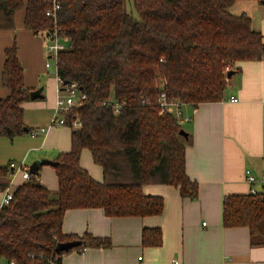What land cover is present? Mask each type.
Instances as JSON below:
<instances>
[{
    "label": "trees",
    "instance_id": "16d2710c",
    "mask_svg": "<svg viewBox=\"0 0 264 264\" xmlns=\"http://www.w3.org/2000/svg\"><path fill=\"white\" fill-rule=\"evenodd\" d=\"M238 0H0V29L23 24L45 38L58 32L65 47L57 71L64 81L78 83L86 98L67 115L71 148L61 152L55 167L59 186L53 190L40 172L13 187V198L0 207V257L17 264H60L66 252L56 243L82 240L75 247H107L109 237L91 232L67 234L65 213L74 208H101L108 216L160 215L165 200L144 191L149 184L179 188L196 198L199 183L186 171L191 135L181 115L162 112L160 96L194 108L226 98L228 72L242 61L264 58V35L247 13L234 14ZM264 3V0H261ZM59 4L55 17L47 10ZM7 91L0 98V139L25 133L24 104L33 88L16 40L5 48L1 72ZM110 102V103H108ZM121 105L114 111L115 104ZM74 119L81 126L74 127ZM88 149L102 167L95 179L81 164ZM10 163L0 164L1 194L10 186ZM225 227L246 226L251 244L264 245V191L228 194L223 204ZM163 241L159 227L143 230L144 245ZM74 249V248H73ZM70 249L69 251H71Z\"/></svg>",
    "mask_w": 264,
    "mask_h": 264
},
{
    "label": "crops",
    "instance_id": "0c3cea01",
    "mask_svg": "<svg viewBox=\"0 0 264 264\" xmlns=\"http://www.w3.org/2000/svg\"><path fill=\"white\" fill-rule=\"evenodd\" d=\"M255 28L264 35V21ZM15 40L28 87L38 88L41 76L48 71L43 65L45 37L26 28L23 19L16 15L14 28L0 29V98L7 94L1 81L5 48ZM238 66L240 70L228 78L230 89L227 87L224 100L201 103L196 108L184 104L180 110L184 129L191 135L186 171L199 183L197 197H183L174 185L149 184L144 186L146 194L164 197L160 215L116 217L108 216L101 208L69 209L63 221L64 233L91 232L109 237L111 245L74 248L61 255L60 264H264V245L251 244L248 227L223 224V204L228 194H245L253 188L264 191V58L242 61ZM54 83L56 93L58 82ZM50 89L52 94L51 86ZM46 90L43 87L45 99ZM233 97L237 101H231ZM35 103L31 99L24 107ZM41 106L50 110L55 107L52 101ZM186 117L190 119L185 120ZM25 123L30 127L26 120ZM60 128L37 135L43 136L39 157L56 160L61 152L70 150L71 129ZM46 147L49 148L44 151ZM12 161L15 160H9ZM81 164L95 179L103 178L102 167L94 162L88 149L82 151ZM248 169L257 178L254 184L247 180ZM39 172L44 185L58 189L53 165H43ZM12 180L15 186L25 178L22 172H16ZM146 227L161 229V245H144Z\"/></svg>",
    "mask_w": 264,
    "mask_h": 264
},
{
    "label": "rangeland",
    "instance_id": "374dc122",
    "mask_svg": "<svg viewBox=\"0 0 264 264\" xmlns=\"http://www.w3.org/2000/svg\"><path fill=\"white\" fill-rule=\"evenodd\" d=\"M128 8L132 10V13L136 16H138V13L136 12L134 6L131 5L130 0H128ZM230 11L234 14H241V13H247L250 15L254 20V26L259 27V23L264 21V3L261 0H238L231 8ZM24 7L20 8L17 12V15L20 18H24ZM45 45V55L43 58V65L48 60L51 64V68H49V73H45L41 76L40 79V87H47L46 90V99L45 98H38L36 99V102L32 107H27L25 109V120L30 125V127L33 128H40L42 126H48L51 123V119L55 113L54 110H50L49 108H46L43 105L45 102L49 105L52 101V104L56 106V100H57V87H56V93H55V80L56 79V60L55 58H49L47 52H46V43ZM52 88V94L51 89ZM230 89V86H228V90ZM45 99V100H44ZM55 108V107H54ZM171 110L175 112L173 108L170 107ZM190 118H188L189 120ZM69 128L67 125H61L55 128ZM52 128V129H53ZM60 128V129H62ZM51 129V130H52ZM50 130V131H51ZM43 136H37L32 137L29 131H26L25 133L21 135L15 136L13 139H10L9 137H2L0 139V163H8L10 159L15 160L16 162H24L27 166H30L36 159L39 157L42 153V150L40 148V143L42 141ZM52 144H49L48 146H51ZM32 147V148H30ZM30 148L29 150H27ZM43 148V147H41ZM49 147H46L44 151H47ZM84 154H87L89 157V160H91V157L89 155L88 151H84ZM92 161V160H91ZM53 190V189H52ZM56 194L55 190H53V195Z\"/></svg>",
    "mask_w": 264,
    "mask_h": 264
},
{
    "label": "built area",
    "instance_id": "2783aa9c",
    "mask_svg": "<svg viewBox=\"0 0 264 264\" xmlns=\"http://www.w3.org/2000/svg\"><path fill=\"white\" fill-rule=\"evenodd\" d=\"M60 8L59 4H54L53 8H50L47 10L46 14L48 16L55 17L57 14V10ZM46 43V52L49 56V58H55L56 60V66H57V60H58V54L59 51L62 50L65 47V39L61 38L57 31L54 32V34L50 35L49 37L45 38ZM46 67L51 68L50 62L47 60L45 63ZM49 73V71H47ZM50 74V73H49ZM56 79H57V100H56V106H55V113L51 119V123L48 126H43L40 128L31 129L29 132L31 136L35 137L39 134H47L49 130L52 127L55 126H61L67 124V115L68 113L75 107L79 106L84 99L86 98V94L82 92L81 88L79 87L78 83L76 82H69L68 84H64V80L59 77L58 71H56ZM231 101H237V98L233 97L231 98ZM110 103V102H108ZM160 104L162 107V112H165L166 110H171V106L175 107V112L178 115H182L180 109H178L177 105L178 103L175 101H168L165 93H163L160 96ZM121 105L115 104L114 105V111L118 113L120 111ZM182 119V116H181ZM185 120H188L186 117ZM74 127L81 126V123L74 119L73 122ZM11 168V182L10 186L1 194L0 199V207H2L4 204L9 203V201L13 198V178L15 176L16 172H22L25 179H29L31 173L29 172V166H27L23 161L22 162H15L12 161L10 163ZM247 174V180L249 183L254 184L257 180L256 176L251 172V170H246ZM252 192H256V190L253 188ZM142 260V258H140ZM0 264H17V262L12 260L3 259L0 257Z\"/></svg>",
    "mask_w": 264,
    "mask_h": 264
},
{
    "label": "water",
    "instance_id": "95a60500",
    "mask_svg": "<svg viewBox=\"0 0 264 264\" xmlns=\"http://www.w3.org/2000/svg\"><path fill=\"white\" fill-rule=\"evenodd\" d=\"M234 73H235L234 70H230L228 72V78H230ZM68 83H69V80H66L64 82L65 85ZM42 91H43V87L31 90V94H30L31 99L36 100L37 98H43L44 94ZM25 131H28L27 127L25 128ZM180 133L186 137L189 134L184 128L181 129ZM57 163L58 162L56 160H52V159L45 158V157H39L29 166V172L31 174H37V173H39V170L43 165H56ZM81 244H82V240H79V239L71 240V241H65V242L59 241L56 243L55 249L59 253L67 252L70 249H73V248H75Z\"/></svg>",
    "mask_w": 264,
    "mask_h": 264
}]
</instances>
